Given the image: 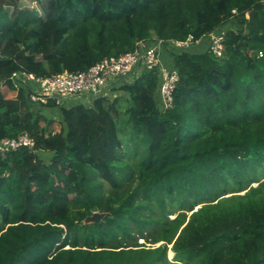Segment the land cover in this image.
Segmentation results:
<instances>
[{
	"label": "trees",
	"instance_id": "obj_1",
	"mask_svg": "<svg viewBox=\"0 0 264 264\" xmlns=\"http://www.w3.org/2000/svg\"><path fill=\"white\" fill-rule=\"evenodd\" d=\"M220 28L223 58L170 49V109L156 68L118 88L128 138L119 98L50 100L62 110L53 131L10 80ZM0 83V139L36 140L0 153V264H264V0H0Z\"/></svg>",
	"mask_w": 264,
	"mask_h": 264
},
{
	"label": "built area",
	"instance_id": "obj_2",
	"mask_svg": "<svg viewBox=\"0 0 264 264\" xmlns=\"http://www.w3.org/2000/svg\"><path fill=\"white\" fill-rule=\"evenodd\" d=\"M236 13V9L233 10ZM209 48L215 56L223 58L226 53L224 44L225 30L217 29L208 34ZM156 44L142 48V43L134 51L119 56H109L83 71H64L51 76L40 77L26 71H16L10 80L16 88L25 89L27 100L32 104L47 105L50 100L61 103L65 97H86L83 103L87 104L96 98L107 95L108 83L111 79L126 78L130 73L138 72L139 77L143 69H158L161 81L157 93L158 106L168 110L174 103V92L179 81V72L176 68H168L161 59V48L184 49L191 47L195 40L189 35L184 40H156ZM263 56V52H259ZM133 81V80H132ZM131 81V82H132ZM22 147L35 149L36 140L27 131L15 137L0 139V153L6 157L7 153Z\"/></svg>",
	"mask_w": 264,
	"mask_h": 264
},
{
	"label": "crops",
	"instance_id": "obj_3",
	"mask_svg": "<svg viewBox=\"0 0 264 264\" xmlns=\"http://www.w3.org/2000/svg\"><path fill=\"white\" fill-rule=\"evenodd\" d=\"M205 39H206V44L203 45V47L200 50H198L197 52H203V51H205V50H207L209 48L210 38H209L208 35L205 36L204 38L200 39L199 41H204ZM156 42H157L156 40L145 41V42L142 43V48L145 49V48H147L150 45L156 44ZM196 44H194V45H196ZM163 48H165V50ZM163 48H161V52H160L162 61H163L164 65L171 67L173 65V61L169 57V51L170 50H168L167 47H163ZM137 74H138V72H133V73H130L126 78L111 79L109 81V83H108V89L106 90L107 94H109V92H114L115 93L117 91V89H118L116 87H118V86L120 87L125 82H131L132 80H135L136 78H138V77H136ZM1 85H2V83H1ZM112 89H114V90L112 91ZM85 98L86 97H65V98H63V99H65V101L62 99L60 104L65 105V106H74V105H78V104H83V101H84ZM28 103L32 107L33 110L43 113L48 118L54 119V120L57 119L59 121L62 120V112H60L59 110H58V113H56V111H54L53 114L51 115V114L47 113L49 110L47 111V110H45L43 108V107H46L47 105H40L38 103L37 104H32L30 102H28ZM86 105L90 106L92 104H90V102H89ZM44 156H45L44 159L46 160V162H49V160L52 157V153L46 152L44 154Z\"/></svg>",
	"mask_w": 264,
	"mask_h": 264
},
{
	"label": "rangeland",
	"instance_id": "obj_4",
	"mask_svg": "<svg viewBox=\"0 0 264 264\" xmlns=\"http://www.w3.org/2000/svg\"><path fill=\"white\" fill-rule=\"evenodd\" d=\"M230 28H241V25L240 24H238V22L236 21V20H232L231 22H229L228 24H227V28L226 29H230ZM225 30V29H224ZM206 44V39L204 40V41H199L196 45H194L193 47H192V49L194 50V51H198V50H200L202 47H203V45H205ZM196 46V47H195ZM164 50H165V48H163ZM168 50H170V48H168ZM171 57V56H170ZM162 59V58H161ZM166 66V65H165ZM168 68H172V67H170V66H167ZM141 75V74H140ZM1 84V83H0ZM116 88H119V86L118 87H116ZM114 89H112V91H113ZM106 97H108L111 101L112 100H114L115 98H119V99H121V101H120V108H121V105H122V110H121V112H120V114H119V116H116V118H117V122H118V126H119V130H120V136L122 137V138H128L129 137V135H131V132H132V124H131V122H130V116H129V114L128 113H126V108L130 105V101H126V100H128V94H126L125 92H123L122 90H119V89H117V91L114 93V92H109V94H107V95H105ZM62 100V99H61ZM64 101H65V99H63ZM93 102L94 101H92V102H90V104H93ZM45 110H49L47 113H49V114H53V112L54 111H56V113H58V110L60 111V112H62V110H61V107H59V106H46V107H43ZM54 120V119H53ZM60 128H61V123H60V121L59 120H57V119H55L54 120V122H53V124H52V130L53 131H58V130H60ZM124 152H126V150L124 149ZM42 156L43 157H45L44 156V153L42 154ZM48 158V157H47ZM95 213V212H94ZM97 213V212H96ZM98 213H99V211H98ZM100 214V213H99ZM176 215H175V213L174 214H171L170 215V217H175ZM140 242H143V239H140ZM173 255V252L172 251H170V256H172Z\"/></svg>",
	"mask_w": 264,
	"mask_h": 264
},
{
	"label": "water",
	"instance_id": "obj_5",
	"mask_svg": "<svg viewBox=\"0 0 264 264\" xmlns=\"http://www.w3.org/2000/svg\"><path fill=\"white\" fill-rule=\"evenodd\" d=\"M97 212V213H96ZM100 213V212H99ZM98 211H95V213H93L91 216H89L86 220V222H94V221H99L102 217H103V214L100 213L99 214ZM160 244V243H159ZM158 244V245H159Z\"/></svg>",
	"mask_w": 264,
	"mask_h": 264
}]
</instances>
